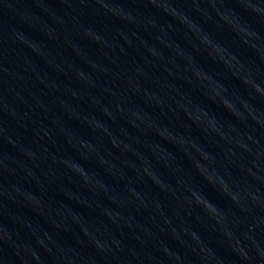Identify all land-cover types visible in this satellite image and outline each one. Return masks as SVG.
Listing matches in <instances>:
<instances>
[{"label":"water","instance_id":"obj_1","mask_svg":"<svg viewBox=\"0 0 264 264\" xmlns=\"http://www.w3.org/2000/svg\"><path fill=\"white\" fill-rule=\"evenodd\" d=\"M264 102V0H0V264H208Z\"/></svg>","mask_w":264,"mask_h":264}]
</instances>
